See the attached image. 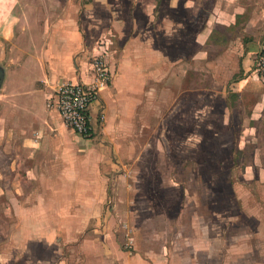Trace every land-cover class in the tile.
Listing matches in <instances>:
<instances>
[{
  "label": "rangeland",
  "instance_id": "1",
  "mask_svg": "<svg viewBox=\"0 0 264 264\" xmlns=\"http://www.w3.org/2000/svg\"><path fill=\"white\" fill-rule=\"evenodd\" d=\"M195 1L197 8L185 7L183 1L171 7L170 0H0V67L8 72L0 91V150H4L0 152V264H22L27 257L22 255L20 226L28 217L22 214L39 207L40 201L25 200L24 194L46 192L42 186L22 182L27 170L20 167V121L13 119L5 99L16 87L10 74L20 67V28L33 29L42 41L47 40L40 18L48 24L62 17L76 18L86 40L85 62L100 54L108 39V61L115 75L125 77L113 104L101 103L106 110L103 142L113 148L108 153L112 164L102 170L114 177L110 191L137 194L133 204L138 212L151 210L157 225L176 223L179 216L186 230L195 200L207 208L212 198L219 210L241 212L243 217L234 219L238 225L251 227L254 215L264 212V200L256 202L264 198V188L257 179L249 181L257 174L247 169L254 161L255 145L264 149V136L253 138L241 150L250 137L241 136V122L234 117L238 113L231 109L227 114L226 109L227 102L246 109L233 88L243 77L242 44L248 48L256 41L264 46V0H240L244 13L237 24L218 25L214 37L202 46L197 32L208 28L216 15L227 20L224 11L234 0ZM135 35L136 43L130 45L129 38ZM156 48L166 56H154ZM133 60L140 63L136 69ZM85 141L70 143L79 148ZM11 160L18 161L14 167ZM91 170L88 173L94 174Z\"/></svg>",
  "mask_w": 264,
  "mask_h": 264
},
{
  "label": "crops",
  "instance_id": "2",
  "mask_svg": "<svg viewBox=\"0 0 264 264\" xmlns=\"http://www.w3.org/2000/svg\"><path fill=\"white\" fill-rule=\"evenodd\" d=\"M170 1L171 7H179L182 1L185 7H198L195 0ZM227 6L224 11L227 20L216 15L208 22V28L197 32L199 45H206L207 40L214 37L218 25L237 24L238 17L244 13L240 0ZM39 20L47 40L42 41V36L33 29L21 31L20 28V67L10 74L11 85L16 87L5 98L11 105L13 119L20 121V131H17L20 167L27 170L22 182L42 186L46 191L24 194L25 200L32 197L31 200L40 201V205L32 210L27 208L22 214L28 217L20 226V233L24 235L22 255H27L22 264H264V212L254 215L253 226L238 225L234 219L242 218L241 212L219 210L213 207L216 202L212 198L207 208L196 204L195 200L186 230L179 216L176 223L157 225L151 210L144 209V214L138 212L133 204L139 199L137 194L123 189L110 191L114 177L104 175L102 170L112 164L108 153L113 152V148L103 142L106 124L100 118L101 103L113 104L114 94L125 77L115 75V67L108 61L114 77L93 107L94 138L86 140L79 148L71 145L72 139L76 143L84 142L64 123L58 110L48 105V97L62 83L76 77L83 75L85 81H90L87 67L90 64L85 62L84 54L86 40L76 18L62 17L54 22L50 20L49 24L46 19ZM151 20L153 18H148L149 22ZM137 37L129 38L130 45L136 43ZM242 46L240 70L243 77L234 83L233 91L246 109H237L229 102L226 109L227 114L231 109V113H238L234 117L241 122V136L250 137L240 143V149L245 150L250 140L264 136V83L253 75L254 64L264 46L256 41L248 43V48ZM154 50V56H166L160 49ZM131 62L134 69L138 67L136 64L140 66L138 61ZM7 77L5 69L2 87ZM130 79L133 80V76ZM2 97L0 95V99ZM103 111L106 113L105 108ZM228 116L232 118L231 114ZM2 142L3 132L0 131V145ZM254 153V161L247 169H255L257 178L252 176L249 181L257 179L256 184L264 188V149L255 145ZM11 161V167L18 162ZM58 169L62 174H57ZM88 170L94 174H89ZM261 199L264 200L259 197L256 202L260 204Z\"/></svg>",
  "mask_w": 264,
  "mask_h": 264
},
{
  "label": "built area",
  "instance_id": "3",
  "mask_svg": "<svg viewBox=\"0 0 264 264\" xmlns=\"http://www.w3.org/2000/svg\"><path fill=\"white\" fill-rule=\"evenodd\" d=\"M106 48L94 56L89 63L90 81L79 78L62 83L48 97V105L58 110L64 123L79 137L86 140L94 138L93 107L101 99L102 91L113 82V71L108 63L110 41L103 42ZM256 80L264 83V50L258 54L253 68ZM101 108L100 118L105 121L106 115Z\"/></svg>",
  "mask_w": 264,
  "mask_h": 264
},
{
  "label": "water",
  "instance_id": "4",
  "mask_svg": "<svg viewBox=\"0 0 264 264\" xmlns=\"http://www.w3.org/2000/svg\"><path fill=\"white\" fill-rule=\"evenodd\" d=\"M4 77H5V69L0 67V90L4 82Z\"/></svg>",
  "mask_w": 264,
  "mask_h": 264
}]
</instances>
